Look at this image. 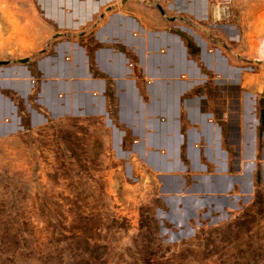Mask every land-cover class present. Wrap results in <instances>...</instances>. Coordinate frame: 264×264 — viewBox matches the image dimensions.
Wrapping results in <instances>:
<instances>
[{"label":"crops","instance_id":"1","mask_svg":"<svg viewBox=\"0 0 264 264\" xmlns=\"http://www.w3.org/2000/svg\"><path fill=\"white\" fill-rule=\"evenodd\" d=\"M221 1L22 0L38 28L4 37L0 133L99 120L175 232L225 218L264 191V0Z\"/></svg>","mask_w":264,"mask_h":264},{"label":"rangeland","instance_id":"2","mask_svg":"<svg viewBox=\"0 0 264 264\" xmlns=\"http://www.w3.org/2000/svg\"><path fill=\"white\" fill-rule=\"evenodd\" d=\"M21 8L22 0H0V57H10L2 46L10 28H38ZM259 33L254 47L264 57ZM5 69L13 67L0 63V83ZM16 124L0 133V264H264L260 186L225 218L177 233L152 177L115 156L101 121Z\"/></svg>","mask_w":264,"mask_h":264},{"label":"built area","instance_id":"3","mask_svg":"<svg viewBox=\"0 0 264 264\" xmlns=\"http://www.w3.org/2000/svg\"><path fill=\"white\" fill-rule=\"evenodd\" d=\"M222 2L223 1H221V0H211L212 6H213V12L216 14V16L218 14V11H219V8H220ZM260 43L264 44V34L262 35V37L260 39Z\"/></svg>","mask_w":264,"mask_h":264},{"label":"water","instance_id":"4","mask_svg":"<svg viewBox=\"0 0 264 264\" xmlns=\"http://www.w3.org/2000/svg\"><path fill=\"white\" fill-rule=\"evenodd\" d=\"M26 59H27V58H21L20 61L23 62V61H25ZM2 62H3V61L0 60V63H2Z\"/></svg>","mask_w":264,"mask_h":264},{"label":"trees","instance_id":"5","mask_svg":"<svg viewBox=\"0 0 264 264\" xmlns=\"http://www.w3.org/2000/svg\"><path fill=\"white\" fill-rule=\"evenodd\" d=\"M257 192H258V190H257Z\"/></svg>","mask_w":264,"mask_h":264}]
</instances>
